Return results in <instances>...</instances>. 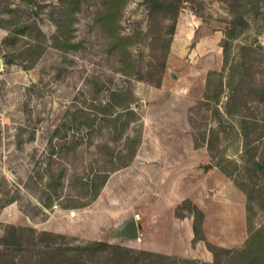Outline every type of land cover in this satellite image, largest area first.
Segmentation results:
<instances>
[{"label": "rangeland", "instance_id": "rangeland-1", "mask_svg": "<svg viewBox=\"0 0 264 264\" xmlns=\"http://www.w3.org/2000/svg\"><path fill=\"white\" fill-rule=\"evenodd\" d=\"M66 6L61 0H0V27L7 32L0 40V264H33L35 253L48 249L29 230L20 243L6 246L1 239L12 225L64 234L61 241L71 246L105 240L142 249L128 224L149 221L151 203L178 201L198 185L207 242L217 250L223 243L243 250L253 230L264 233V0L183 1L162 83L131 78L138 121L125 127L135 126L142 137L135 159L110 175L95 201L79 208L62 207L70 202L64 197L78 190L66 183L49 191L47 173L61 167L67 175L89 172L106 154L97 147L101 141L113 147L124 142L119 129L133 116L117 106L114 114L121 112L122 119L116 130L92 103L126 85L119 49L111 46L115 33L146 31L149 16L144 0H128L117 31H107L97 20L104 0H82L70 20V40L79 44L63 47L54 17ZM234 10L244 13L249 26L232 42L226 64L222 41ZM131 50L137 65L145 66L146 41L132 42ZM221 81L225 87L217 93ZM206 92L217 98L206 101ZM178 205L176 214L190 213L191 203ZM211 255L198 264L213 263ZM94 259L92 264L107 260ZM221 259L242 264L244 257Z\"/></svg>", "mask_w": 264, "mask_h": 264}, {"label": "trees", "instance_id": "trees-1", "mask_svg": "<svg viewBox=\"0 0 264 264\" xmlns=\"http://www.w3.org/2000/svg\"><path fill=\"white\" fill-rule=\"evenodd\" d=\"M62 3H67V9L59 13V17H54L59 28V36L57 41L60 42V46L68 47L77 46L79 43L71 42L70 30H71V16L74 15L73 11L77 10L82 0H61ZM184 0H144L148 6L149 24L146 31H143L138 27L134 34L117 35V27L121 21V15L123 8L127 5L128 0H104L106 9L103 12L98 13V19L103 21L102 26L108 31H115L112 48H118L119 55V72L126 79V85L110 90L109 98L106 100H99L92 103L102 113V117L105 120L115 123L116 130L118 128L117 121L121 118V112L114 114L115 108L119 106L124 113L123 115H129L130 119L133 116V121H126L123 124L122 131L119 129V135L124 142L120 146L113 147L109 141H101L97 147L106 150L105 155H101L100 158L95 160L98 167L93 168L91 171L84 174L72 173L67 175V168L61 167L59 171H48V190H59L64 185H72L78 191L74 195H66V201L69 203H63L64 208H79L86 207L95 201L105 184L107 183L110 175L129 165L135 159L138 146L141 144L142 137L138 135V129L132 126V130L126 131V127L138 121L133 103L136 100V96L133 93L131 85V78L136 77L141 80L155 83L159 85L162 83L163 75L166 68V61L168 52L171 45V37L175 33L176 20L183 7ZM235 9V6L233 7ZM235 15L233 19L228 23L225 29V38L222 41V47L224 50L225 63L228 64L231 53L232 42L237 39L245 28L249 26V22L244 13H239L234 10ZM259 14V13H258ZM56 18V19H55ZM169 22V23H168ZM31 30L28 29V34ZM145 40L149 48V58L147 64L143 66L138 63L131 50L132 42ZM6 63L12 62L6 57ZM156 73L157 77H156ZM216 71L210 72V77ZM245 82V81H244ZM225 83L220 82L217 93H222ZM213 90L211 82L208 83L207 91ZM205 93L206 101L217 98V94ZM214 92H216L214 90ZM97 93V92H96ZM264 103V96L260 97ZM89 99V98H88ZM218 112V111H217ZM107 117V118H106ZM90 117L87 118L89 120ZM95 123V119L87 122L89 127H92ZM121 131V132H120ZM211 147V143H209ZM54 152H51L53 155ZM52 163H50L51 166ZM257 168L261 169L262 165L259 161L255 162ZM60 194L57 193V196ZM87 198V201H79ZM76 199V200H75ZM184 202L192 204L190 213L194 215V242L198 240H204L209 250L213 253V263L210 261L203 262V264H224L222 256L232 257L235 254H239L244 257L242 264H264V233L263 229L253 230L249 238L246 239L247 246L243 250H233L228 247H220L214 249L207 242L203 231L204 211L193 203L190 199H185ZM51 201L46 206H52ZM264 209V202L261 204ZM178 208L181 205L177 206ZM181 215H184L182 213ZM32 232L31 238L38 241H47L46 251H38L35 253L38 261L33 264H92L96 256L107 258L105 264H180V262H191L193 264L202 263L201 259L185 260L177 255H169L160 252H155L147 249H137L128 247L122 244H114L105 240H94L84 245H67L66 242L61 241L66 236L61 233H54L50 231H36L30 227H17L10 226L2 237L3 243L7 245H16L18 240L23 238V231ZM19 232V233H18ZM21 232V233H20ZM245 241V242H246ZM19 242V241H18ZM20 243V242H19ZM1 251V250H0ZM31 259V258H30ZM37 260V259H36ZM33 262V261H32ZM96 262V261H95ZM12 264H18L16 261H12Z\"/></svg>", "mask_w": 264, "mask_h": 264}, {"label": "crops", "instance_id": "crops-1", "mask_svg": "<svg viewBox=\"0 0 264 264\" xmlns=\"http://www.w3.org/2000/svg\"><path fill=\"white\" fill-rule=\"evenodd\" d=\"M6 35L7 32L0 27V40H3ZM201 191L203 192V185H198L184 190L183 196L178 201H173L168 197L166 203L160 205L161 207H159V201L157 203H151L152 209L149 221H143V219L138 220V248L180 257L192 256L196 259L208 258L210 260L212 258V251L207 248L205 241L198 240L194 242V215L186 212V214L179 216L175 212L177 205L186 198L191 199L203 210L199 204L202 198L200 195ZM204 214L206 217L205 212ZM205 217L203 230L206 239L209 240L210 235L205 227ZM126 245L132 246L130 244ZM221 246L235 247V245L226 243L221 244Z\"/></svg>", "mask_w": 264, "mask_h": 264}, {"label": "water", "instance_id": "water-1", "mask_svg": "<svg viewBox=\"0 0 264 264\" xmlns=\"http://www.w3.org/2000/svg\"><path fill=\"white\" fill-rule=\"evenodd\" d=\"M3 64H4V58H1L0 59V68L3 67ZM127 230L134 236H138L139 234V230H138V223L137 221L134 219L132 220L128 226H127Z\"/></svg>", "mask_w": 264, "mask_h": 264}]
</instances>
